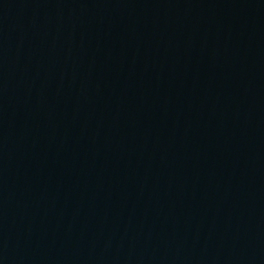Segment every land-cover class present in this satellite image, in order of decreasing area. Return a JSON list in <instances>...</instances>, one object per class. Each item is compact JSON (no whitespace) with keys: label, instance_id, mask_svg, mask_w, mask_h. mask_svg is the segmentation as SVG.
Listing matches in <instances>:
<instances>
[{"label":"water","instance_id":"95a60500","mask_svg":"<svg viewBox=\"0 0 264 264\" xmlns=\"http://www.w3.org/2000/svg\"><path fill=\"white\" fill-rule=\"evenodd\" d=\"M0 264H264V0H0Z\"/></svg>","mask_w":264,"mask_h":264}]
</instances>
